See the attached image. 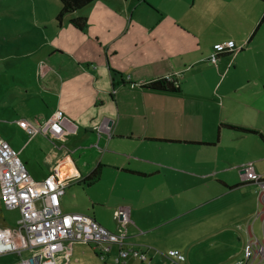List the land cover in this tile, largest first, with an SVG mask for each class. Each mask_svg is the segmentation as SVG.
<instances>
[{"label": "crops", "instance_id": "1", "mask_svg": "<svg viewBox=\"0 0 264 264\" xmlns=\"http://www.w3.org/2000/svg\"><path fill=\"white\" fill-rule=\"evenodd\" d=\"M156 14L157 22L142 24L140 30L153 34L142 46L156 48L158 56L145 57L139 68L147 72L138 80L132 68L124 69L117 60L126 33L107 45L100 42L95 58L65 56V49L48 44L53 55L39 66L33 62L32 77L0 82V135L37 181L59 169L72 192L67 198L66 188L61 198L65 213H84L100 222L96 208L90 213L80 198L107 174L111 193L121 181V194L110 199V210L128 207L130 222L124 231L117 224L109 230L147 251L151 264H171L165 253L154 250L160 245L150 241L164 236L188 239L166 247L185 254V264H232L243 256L251 237L264 239V216L256 217L264 213L261 188L243 175L252 165L264 178V0H162ZM97 15L102 19L108 13ZM231 42L238 51L220 53L212 62L217 46ZM39 67L48 76L45 81ZM113 70L122 72L120 83ZM168 75L178 80L179 92L140 86ZM246 76L249 81L244 82ZM22 119L43 123V133L30 137L18 124ZM61 122L79 124L80 138H70L66 145L52 142L69 132ZM181 144L214 147L209 170H160L168 151L179 158ZM80 150L95 159L80 163ZM124 152L150 157L136 160ZM130 159L137 161L136 167L124 170ZM143 162L159 169L139 167ZM99 164L122 170H100L99 180L89 185L85 179ZM173 222H178L175 230L158 232ZM92 251L100 256L93 244L73 245L69 264L85 258L100 264Z\"/></svg>", "mask_w": 264, "mask_h": 264}, {"label": "rangeland", "instance_id": "2", "mask_svg": "<svg viewBox=\"0 0 264 264\" xmlns=\"http://www.w3.org/2000/svg\"><path fill=\"white\" fill-rule=\"evenodd\" d=\"M162 0H97L86 7L77 10L76 12L67 14L62 21L58 19L59 12L62 8L60 0H0V82L5 85L3 81L12 80L18 82V78L24 76H33L36 61L37 65L41 63L43 58L50 57L53 52L47 47L51 44L53 47L57 46L65 49L67 53L64 55L74 54L77 57L84 55L89 58H95L97 55L96 48L100 46V42L105 45L117 41L122 33H126L122 38V44L125 47L121 50L117 60L121 67L130 70L132 68L133 79L138 80L137 76H145L147 72L139 68L140 64L145 60L146 56H158L156 48H148L142 46L143 41H150L154 38L153 34L144 33L140 30L142 24H152L157 22V6ZM101 10H107L108 15L103 16L102 19L97 15ZM130 10V13L125 15V11ZM120 14L123 15L120 17ZM131 14H134V22L131 23ZM78 17H87L88 25L84 30L78 29L72 20ZM126 18V23L124 22ZM97 33V34H96ZM98 35V36H97ZM99 37V39H97ZM61 49H57L60 50ZM240 50V48H239ZM104 51V50H103ZM238 51V48H235ZM157 53V55H156ZM55 54V53H54ZM41 67V65H40ZM38 68L40 79L45 81L46 77L42 73L44 70ZM121 72V71H120ZM122 73V72H121ZM116 82H121L120 75H115ZM128 78V76H125ZM249 81V78L244 79V82ZM261 81V80H258ZM262 85H264V78H262ZM59 114V112L57 113ZM61 118V114H59ZM61 120V119H60ZM62 123V122H61ZM69 132L64 139H53L52 142L59 145H66L70 138H80L79 124L68 125L67 122L61 124ZM57 135V134H56ZM179 158L176 156V151H168L165 156V163L160 166V170H209L210 155L215 148L194 146L185 147L188 145L181 144ZM53 147V146H52ZM84 147V145H81ZM116 149L121 147L115 146ZM124 148V147H123ZM198 150L204 151L201 155ZM119 151V150H114ZM208 151V153H207ZM123 153V152H118ZM129 153V154H128ZM124 152L126 156L137 159H146L150 154L141 153L134 155L130 152ZM200 153V154H198ZM207 153V154H206ZM152 154V153H151ZM80 163H88L95 156L86 152L79 151ZM168 155V156H167ZM117 160H123L117 156ZM130 159L124 170H132L137 165V161ZM120 163V162H119ZM140 165V162H138ZM139 167L148 170H157V166L144 163ZM100 170H122L114 167H104ZM112 183V177L107 174L104 180L99 185L86 188L85 195L80 198L79 202L84 205L85 209H89L90 213H94L92 207L96 208V218L100 223L108 229L118 226V231H124L126 223L118 224L115 219V213L111 212L110 199L115 200L117 195L121 193L118 191L121 181L118 182L114 193L110 192L109 185ZM67 198H71V186L67 185ZM1 190V187H0ZM65 194V193H64ZM92 209V210H91ZM112 213V214H111ZM21 214L17 209H9L0 201V225L15 227L20 219ZM178 222H173L164 227L158 232L167 233L175 230ZM187 228H184L185 230ZM140 233L141 230H139ZM150 241L156 242L160 247H155L154 250L159 253H166L170 245L175 246L183 244L188 241L186 238H168L151 237ZM167 249V250H166ZM118 250L115 246L114 252ZM98 251V248H97ZM94 257L104 264L102 257H97L92 251ZM148 255V252L146 251ZM27 253H25V256ZM109 256V255H108ZM106 257L107 264H118L115 257ZM150 258V256L148 255ZM148 258V262H149ZM19 259L15 254L0 256V264H13ZM132 262L142 263L140 260L131 256L123 260L122 264H131ZM75 264H96L91 259H81ZM165 264H168L166 262Z\"/></svg>", "mask_w": 264, "mask_h": 264}, {"label": "built area", "instance_id": "3", "mask_svg": "<svg viewBox=\"0 0 264 264\" xmlns=\"http://www.w3.org/2000/svg\"><path fill=\"white\" fill-rule=\"evenodd\" d=\"M235 48L233 42L217 46L212 62H216L220 53L235 51ZM165 79L178 82L173 75ZM18 124L30 137L43 133L44 125L38 121L22 119ZM243 175L260 185V197L264 201V178L252 165L244 168ZM67 184L58 168H54L42 181L34 179L18 151L0 135V201L21 214L15 227L0 225V256L15 254L19 259L13 264H69L73 245L93 244L102 259L112 254L118 264L131 256L142 263L148 262L146 251L127 243L124 234L107 229L90 215L65 213L61 198ZM263 216L264 213L259 212L256 217ZM115 219L118 224L130 222V209L120 207L115 212ZM253 224L248 227L250 233ZM115 246L118 250L113 253ZM164 255L171 264L186 263L185 254L179 250L172 249ZM232 264H264V239L251 237L244 247L243 256Z\"/></svg>", "mask_w": 264, "mask_h": 264}, {"label": "trees", "instance_id": "4", "mask_svg": "<svg viewBox=\"0 0 264 264\" xmlns=\"http://www.w3.org/2000/svg\"><path fill=\"white\" fill-rule=\"evenodd\" d=\"M96 0H60L62 4V8L59 12L58 19L60 21L63 20V18L69 14L76 12L77 10H80L87 5L95 2ZM72 23L81 30H84L88 25V18L87 17H78L76 19L72 20ZM115 75H121L120 72L113 70V76ZM141 88L151 89L155 91H163V92H179L180 91V85L179 82L174 83L170 82L165 79V77H160L156 79L149 80L147 82L142 83ZM237 128V127H233ZM242 131H249L245 130L243 128H240ZM102 164H99L91 173L89 176L86 177L85 181L88 182L89 185H92L94 182L99 180Z\"/></svg>", "mask_w": 264, "mask_h": 264}, {"label": "bare ground", "instance_id": "5", "mask_svg": "<svg viewBox=\"0 0 264 264\" xmlns=\"http://www.w3.org/2000/svg\"><path fill=\"white\" fill-rule=\"evenodd\" d=\"M64 170H66V169H64ZM64 170H63V171H64Z\"/></svg>", "mask_w": 264, "mask_h": 264}]
</instances>
